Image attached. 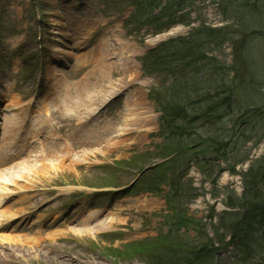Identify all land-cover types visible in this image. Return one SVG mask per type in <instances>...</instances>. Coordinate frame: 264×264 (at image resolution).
Masks as SVG:
<instances>
[{
    "label": "rangeland",
    "instance_id": "374dc122",
    "mask_svg": "<svg viewBox=\"0 0 264 264\" xmlns=\"http://www.w3.org/2000/svg\"><path fill=\"white\" fill-rule=\"evenodd\" d=\"M4 1L8 2L5 15L6 23L9 25L11 22H16L20 27L25 26L26 20L28 23H32L30 18L33 17L36 2L44 4L42 11L48 8L46 28L50 35L54 36L53 41L62 40L61 36L69 38L81 34L80 46H84L96 40L97 33L101 32L99 41L93 48L89 50L83 48L81 52L72 51L74 56L71 59L77 61L73 76L77 78L76 81L80 79L81 89L85 86L84 82L88 83L86 78L88 75L94 76L102 84L104 83V92L116 89L119 94L116 99L121 98V100L114 104H112L113 101L110 102L109 107L107 105L103 113L100 112L98 116L103 124L112 125L117 129L122 125L126 127L124 134L117 138H112L113 135L110 134L104 140V134L101 133L102 135H98V139H101L95 146L89 148L87 145L84 148L82 145L78 149L77 155L66 161H60L61 158L60 160L47 159L35 162L40 165L37 167L39 177H31L28 182L31 184L32 181H35V184L31 185L29 189L38 191L29 192L28 197L44 200L45 192L48 189L53 191L55 188L52 187L56 183L70 185V183L80 181L98 182L100 179L103 181L106 177L104 173L112 175L116 183L129 182L138 169L134 164L135 158L130 156L149 148H155V145L161 141L157 137L151 138V134L158 130V114L146 97L148 88L152 84L158 86L159 79L143 77L138 57L162 40L187 34L189 28L185 25H177L170 31L147 36L145 41L140 44L134 37L129 36L124 28V20L129 12L114 13L112 16L106 17L88 5L91 0ZM69 1H72L70 2L72 12L65 8L66 2ZM258 1H254V5L246 14L241 9H235L236 22L238 23L240 21L238 19L242 18V22L250 24V27L246 28L248 31H242V35H239V39L236 40L237 45L231 47L226 46L227 42L220 46L210 43L206 46L209 48L207 53L210 54L211 63L196 64L194 67L190 65L185 70V73L189 74L191 78L194 74L201 81L196 92L200 103L194 104V109L207 115L210 114L209 117L214 118L211 120L208 118L205 124L199 123V128L203 132L210 131L202 137L194 136V142L200 141L202 144L196 150L203 154L212 149L208 138L214 137V133H216L214 130H216L218 133V135L216 133V137L222 136L221 134L229 138L232 137L231 147L236 145V152L238 151V157L235 159L229 158L224 163L220 162L221 164L205 165L201 173L196 168H192L191 173L185 171L182 173L181 189L186 192V195L178 207L184 211L186 219L184 218V221L181 218V221L193 220V222L189 221L183 224L180 234L176 232V229L169 231L167 235L159 233L162 224L159 216L161 212L165 215L171 214L167 222L180 221V217L175 213V207L173 212L172 210L164 211L167 208L164 195L169 190V186L165 183L155 191L154 195H131L125 199L119 196L118 200L109 204L110 213L102 210L96 211L95 213L104 214L99 217L100 220H96L98 217L94 214L96 218L90 221L87 228L83 229L82 226L72 223L56 231L35 233L34 238L41 239L39 245L30 244L31 240L28 239L31 235H24L23 239L16 242V247H13V249L18 248L15 251L17 256H13V264H148V260L141 256L142 252L137 248H131L128 254H121L117 258L114 255L107 256L104 253V242L98 236L99 233L109 230L124 231L123 240L116 242V245L119 246L126 241L140 240L141 249L150 251L154 246L156 255L164 254L165 251L172 249L162 258L169 259L170 262L174 260V256L178 261L182 258V253H176V245H172L173 241L184 240L183 251L187 252L188 257L191 255L192 246L190 245L207 242L208 237L214 240L219 238L222 230H225L221 224V214L226 210L233 209L229 207V204L238 202L239 196L237 195L250 190L247 185L248 181L242 172L248 170L250 165L255 160L261 159L264 154V140L256 144L254 136L252 142L247 137L253 135L254 130L264 132V122L261 124L259 122L260 119H264V95L262 96V92L264 93V37L258 34L264 30H261V26L257 25L260 23L264 25V4L263 2L256 4ZM37 9L41 14V10ZM30 12L31 16H29ZM204 12L210 24L219 26L224 22L221 14H217L215 6L205 8ZM57 23L60 26L52 28ZM240 28L243 30L242 26ZM242 39L245 40L242 46L245 47V52H240ZM17 40L19 38L11 37L2 44L0 52L2 64L8 57L9 48L12 45L14 47L17 45ZM47 45L49 46V44ZM232 50L234 51L232 52ZM243 62L246 67L241 68V72L239 70L231 72L232 70L229 69L233 64L237 69H240L238 65L240 66ZM226 65L228 69L225 67ZM84 78L86 79L84 80ZM242 78H244L245 84L240 82ZM241 87H243L242 91ZM100 88L99 86L98 89ZM259 88L263 89L261 93ZM232 90L233 96L230 94ZM229 96L230 98H228ZM107 99L108 97L105 101ZM190 101L194 102L193 99ZM217 103H220V106H216ZM67 105L72 111L68 117L64 118L67 122L75 121L73 120L75 117L90 115L89 108L91 106L83 103L80 97L70 98ZM51 106L53 107L54 104L46 105L47 113ZM130 116H133L134 119H131ZM251 116L256 117L253 119ZM127 117L130 120H127ZM150 119L153 121L150 124V129L146 130L148 126L146 123ZM53 120L59 122L55 118ZM83 121L85 120H80V122ZM125 122H128V125ZM55 130L61 132L63 128ZM233 130L237 132L235 135ZM96 135L92 133L87 141H97ZM85 137L80 136L79 140H85ZM196 138H200V140H196ZM160 158L162 157L156 156L152 160ZM199 167L201 169V165ZM169 172V170L166 171V173ZM174 187L173 185L172 188ZM61 190L70 192L71 188H62ZM69 200H71L70 207L72 209L76 208L77 211L79 209L80 212L85 213L81 199L69 196ZM239 210L243 213L245 209L237 206L232 212ZM222 217L224 218L223 224L231 221L234 223L237 215L234 214L231 217V215L223 214ZM71 230H77L78 234ZM261 237L264 238V233L252 235L251 240L256 241ZM64 238H72L76 242L73 244L68 240H63ZM52 248L57 249L61 255L52 252ZM230 252L233 256L236 255V250L232 247L224 256L230 255ZM135 255L138 257H134ZM235 258L244 262L247 256L246 253H242ZM158 260L159 257L149 262L161 264ZM252 260L264 264V253L256 254Z\"/></svg>",
    "mask_w": 264,
    "mask_h": 264
},
{
    "label": "trees",
    "instance_id": "16d2710c",
    "mask_svg": "<svg viewBox=\"0 0 264 264\" xmlns=\"http://www.w3.org/2000/svg\"><path fill=\"white\" fill-rule=\"evenodd\" d=\"M204 1V0H184V2H187L186 5H189L191 7H194L198 2ZM219 2L221 5L222 10H224L225 15V21L219 25H213L207 22V20H197L195 23L196 25L193 26L190 36L182 38L181 41H179L177 44L174 43L173 45L171 43H164L161 45L162 48L165 49H173L176 47L175 50L171 51L169 53H164L159 56V62L162 66V71H169L171 73V76H178V79L174 80L172 82V85L169 88L163 87L164 91L161 94H158L155 99L157 100L159 106L161 105L163 108H168L170 104H180L182 105V109H180L181 117L185 119V121L188 119V117H191L190 115H186V109L185 104L186 103H192L190 101L193 99L192 104H196L200 99L196 95V92L198 90L199 84L201 81L192 74L189 76V74L185 73L186 68L190 65L195 66L196 64H209L211 63L210 54L207 53L209 48H207L206 45L208 44H216V45H222L224 42H231L232 45L235 46L236 40L239 39V35H242V31H248L246 28L249 26V23L242 22L241 19H238V23L236 22L237 18L235 16V9H241L244 14H246L249 9L254 5L255 0H214ZM154 0H147L143 7L140 9L141 13L138 15V18L147 17L148 19H154L158 24L162 25V27L165 24H170L171 22H174L177 18L178 9H174L176 3H182V0H169V4L165 7H162L161 11L163 14L167 15V20L162 22V18L159 19L157 14H153V10L150 8H146L145 5L148 3H153ZM264 4V0H259L256 4L262 3ZM262 5V4H261ZM170 9V10H169ZM181 10V9H180ZM147 12V13H146ZM150 14H152L150 16ZM181 18H184L183 13H181ZM160 20V21H159ZM230 20V21H229ZM152 21V20H151ZM189 24H191V21H188ZM263 23L257 24L261 26V30H264ZM244 25V26H243ZM240 26L243 27V30L240 28ZM260 32V31H258ZM262 33V32H260ZM173 42V40L169 41ZM245 43V40H241V47L240 52H245V47H242ZM164 51V50H163ZM214 58V57H213ZM241 58L243 56L241 55ZM216 59V58H215ZM184 67V68H183ZM225 67L228 66L226 65ZM245 62L241 63V65H238L237 69L235 65H231L229 68L230 70L236 71L239 70L241 72V68H245ZM182 69V71H181ZM181 75V76H180ZM180 76V77H179ZM233 82V80H232ZM241 83H244L245 80L242 78L240 80ZM240 83V85H241ZM245 84V83H244ZM243 90V87H241V91ZM261 90H263L261 88ZM259 88V92L262 91ZM230 94H233V90L230 92ZM264 93L262 92V96ZM264 97V96H263ZM171 98L173 100L171 101ZM230 98V96L228 97ZM168 99L169 102H166ZM200 103V102H198ZM220 104V103H217ZM216 104V105H217ZM194 108V107H193ZM195 110V116L192 118L194 120H197L199 118L198 112L200 110ZM256 116H251V118H255ZM258 117V116H257ZM260 124L264 122V119L259 120ZM192 122L188 124L187 129L185 132H183V136L186 138L191 139V132L192 130ZM180 131H184L181 127H179ZM218 135V134H217ZM222 136H217L214 133V137H209L208 139L211 142V147L216 148L219 151H221L222 142H220L223 138ZM264 135V134H263ZM198 137H202V135H198ZM260 139V138H259ZM193 140V139H192ZM196 140H200V138H196ZM200 141L194 142L199 143ZM171 148L174 147V143L169 144ZM248 158V155H247ZM235 159V158H234ZM240 164L239 162H237ZM237 164V165H238ZM259 165V167H258ZM244 178L246 181H248V186L250 188L249 193L245 194L243 196L242 201H238L237 203H231V206H236L238 204H241L240 207H243L245 212L243 214L241 213H235L237 215V218L235 219L234 223L231 221L229 222L230 226H232V229L236 231V234L242 230V231H248L253 232L254 234L261 235L264 231V154L261 157V159L255 160L249 167L248 170L242 172ZM183 193V192H182ZM181 193V194H182ZM185 194L179 196L181 199L182 196H185ZM241 214V216H240ZM185 213L180 210V218H182L185 221L184 217ZM234 215V214H229ZM185 218V219H184ZM233 220V219H232ZM190 222H193V220H189ZM187 221V222H189ZM186 222V223H187ZM227 223V226H229ZM242 228V229H240ZM244 228V229H243ZM246 229V230H245ZM252 233V234H253ZM228 234L222 233L220 234L219 238L214 240L212 238H207V242L201 243V244H194L190 245L192 246L191 249V255L187 257V252L183 251L184 246V240H177L176 242H172V245H176L175 250L176 253L181 254L182 253V259L177 260V258L174 256V260L170 262L169 259H162L163 256H160L161 262H164L162 264H226L223 262H220L217 259V250L221 247L228 244L226 242L225 238ZM252 237V236H251ZM236 238V237H235ZM234 238V239H235ZM264 238L261 237L257 242V245H252L248 247H245L244 253H246L247 258H245L244 262H240L239 259H237V262H240V264H261L258 261H253V257L256 254L264 253V241H262ZM252 240L248 242H251ZM192 244V243H191ZM245 246V245H243ZM172 249H169V251ZM169 251H165V255L168 254ZM248 254V255H247ZM228 264V263H227ZM229 264H236V263H229Z\"/></svg>",
    "mask_w": 264,
    "mask_h": 264
},
{
    "label": "bare ground",
    "instance_id": "6f19581e",
    "mask_svg": "<svg viewBox=\"0 0 264 264\" xmlns=\"http://www.w3.org/2000/svg\"><path fill=\"white\" fill-rule=\"evenodd\" d=\"M103 85H104V83L102 84L100 80H97L96 78L93 77L89 81L88 94L85 95V99H81V101H85L87 106H92V105L98 103V100H100L102 97L101 93L104 92V90H103L104 86ZM99 86L101 87V90L98 89ZM104 130L106 131V128H104ZM121 133H123V132H121ZM36 173H38V172H36ZM81 230H83V229H81Z\"/></svg>",
    "mask_w": 264,
    "mask_h": 264
}]
</instances>
